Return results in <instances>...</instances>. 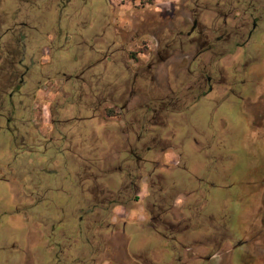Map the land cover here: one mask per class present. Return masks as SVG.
<instances>
[{
    "label": "rangeland",
    "instance_id": "1",
    "mask_svg": "<svg viewBox=\"0 0 264 264\" xmlns=\"http://www.w3.org/2000/svg\"><path fill=\"white\" fill-rule=\"evenodd\" d=\"M37 2L40 29L30 36L23 57L30 74L17 90L1 76L13 65L5 53H19L18 44L14 38H0V264H76L72 254L82 252V245L72 244L66 250L64 240L74 241L80 222L104 216L107 225L110 213L98 206L118 200L120 190L126 191L122 203H127L129 212L119 207L116 214L126 221L118 220L115 227L101 232L111 247L107 252L119 260L143 255V246L165 263L171 254L190 255L194 250L188 247L196 246L202 256L217 252L208 264H264V19L247 46H236L247 36L230 41L224 36L215 52L191 63L198 45L213 42L217 32L229 35L237 30L241 35L246 30L236 27L242 21L250 29L247 18L236 16L225 25L216 14L236 6L232 0H73L71 6L62 0ZM258 2L264 8V0ZM194 10L199 12L203 34L191 44L187 34ZM102 16L106 20L99 26ZM125 24L127 29L137 27L138 41L126 53L108 49V44L120 43L117 30ZM147 31L170 39L176 55L181 54L179 45H185L188 57L183 68L188 70L180 81L192 83L208 71L205 79L210 76L215 84L213 93L197 103L188 101L176 110L178 115L170 114L172 125L166 135L176 156L168 161L162 153L165 148L154 149L144 154L156 161L151 166L137 165L129 150L121 148L118 106L107 105V114L91 111L99 99L118 103L119 77L127 76L125 67L132 74L153 56L156 41ZM84 48L91 58L87 67L102 58L105 63L85 76L83 87L76 79L84 78L80 63ZM45 59L50 63L43 64ZM63 74L72 78L58 89ZM42 88L47 91L42 93ZM149 171L153 190L164 191L161 200L155 192L147 197ZM126 172L143 186L141 192L125 186ZM152 202L162 205L170 223L159 233L176 236L182 245L172 242L170 247L155 231L142 229L140 223L150 221L146 205L152 209ZM154 208L157 217L159 210ZM87 211L94 213L88 216ZM225 220L228 225L222 228ZM178 221L181 235L172 234L171 226ZM99 231L93 226L92 239ZM61 241L66 255L56 256ZM239 242L246 245L233 251ZM94 245L92 253L97 251Z\"/></svg>",
    "mask_w": 264,
    "mask_h": 264
},
{
    "label": "flooded vegetation",
    "instance_id": "2",
    "mask_svg": "<svg viewBox=\"0 0 264 264\" xmlns=\"http://www.w3.org/2000/svg\"><path fill=\"white\" fill-rule=\"evenodd\" d=\"M37 1L38 0H0V38L2 39L5 37H10L16 39L15 43L18 44L19 50V53L17 52L11 54L8 53L9 51L7 52L8 54L5 53V56L7 55L9 59H11V64L13 65L10 67L9 74L7 73L5 76L1 77L6 82H12L13 88L15 90H17L20 86L23 87L26 84V78L30 74L29 68L23 63V57L25 55V51L28 49V41L31 39L30 36H33V34L37 33L40 29L39 25L41 22V17H38L36 14V12L39 11L37 7ZM62 1L69 6H71L73 3V0ZM137 1L138 0H134L135 3ZM87 2L88 0H84V3ZM232 3H235L236 6H233L232 9L230 8L229 12H223L219 9L216 10V14L225 21V25H228V21L237 18L236 16H241L240 19L242 20L247 18V21H251L250 29H248L247 25H242V21L239 26L236 27L237 29L241 27L240 29L243 31L246 30V32H243L241 35L237 30H234V34L229 35L217 32L215 34L216 39L213 42L206 40L204 43L198 45L195 53L191 55V63H197L198 61H201L202 56L207 54V52H215L218 44L225 40L224 36H228L227 38L229 41L232 37L241 39L247 36L245 42H237L236 46L237 48H242L248 45L252 36L259 28V21L264 19V8H261V4H259L258 0H232ZM229 4L231 5V3ZM237 4H244L245 8L240 9L241 7H237ZM218 5L220 6V4ZM197 16H199V12H195V10L192 11L193 25L191 31L187 34V38L191 39V44H194L195 42L198 43L203 34L201 31L202 29L199 27V19ZM102 18L98 23L99 26H101V24L106 20L105 17L102 16ZM119 28L120 29L117 30L116 38L120 40V43L112 42L108 44V49H113L114 52L118 53L129 52L131 51L133 44L139 39L140 34L138 29L136 26H131L130 29H127L126 24L124 26H119ZM150 31H147L149 33L145 34L150 35L156 41L154 54L148 60V62L137 66L136 69H133L132 74L129 73L130 69L125 67L127 76L119 77V102L113 103L106 97L104 99H99V104H97L98 106H95V109L93 110L91 109V111L94 113L97 111H103L107 114V105L113 104L114 106H118L119 112L116 111V113H118V116L116 117L119 118L120 123L117 133L118 138L120 139L119 144L121 145V148L124 150H129L126 152L130 154L137 165L146 164L149 166L154 165L156 161L151 158H145V153L151 154L154 152V149L165 148L164 150H168L173 149L174 147L172 145L171 138L166 135L167 130L172 125L169 120L170 114H177L175 113L176 110L181 106H185L188 101L192 100L191 102L197 103L200 99L207 97L210 93L215 91V84L212 77L209 76L207 79H205L206 73H208V71L202 72L201 76L192 83L191 81H180V77L183 72L188 70V66L183 68V65L185 64L184 59L188 57L184 51L185 45H179V51L181 54L176 55L175 52L177 47L170 41V39L165 40L164 38H159V36L154 34V32L150 33ZM195 34L196 36H194ZM98 52L100 53L101 51L98 50ZM8 57H6V59H8ZM104 60L105 58H102L97 61V63L88 67H84L85 69L82 72V74H84V78L80 80V77H78L76 79L77 84H81L83 87L86 86L85 82L87 80L85 76L89 72L98 69ZM98 63H100V65L97 67L96 64ZM204 70L206 71V69ZM129 74H131V76H128ZM62 78L66 83L72 77H68L66 74H63ZM100 79H102V77ZM104 84L105 81L102 82V85L103 89L106 90L107 87ZM94 97H97V95L95 94ZM89 109L90 108L88 107V110ZM164 152L165 151H162L163 154ZM151 172L149 171L147 174V179L149 180V183L147 184V197L151 198L154 196L153 193L155 192V198L157 200H161V197L164 196V191L153 190L154 182L153 180H150ZM126 176L128 184H125V186H127V188L132 187L137 193L143 190V186H139L137 183L131 180L130 173L126 172ZM128 190L130 189H127V191ZM105 192L110 193V190ZM125 192L126 191L120 190V192H118V200L108 199L106 200L109 201L108 203L98 206L104 213H110L111 221L108 222L107 225H105L107 218L104 216L102 217L104 220H99V218L91 222L90 220L84 222L79 221L80 224L74 228L78 236L74 237V241L71 240L72 238H69L70 242L68 239L64 240V242L68 244L66 250H70V246L72 244L82 245V252L79 254L76 253L75 255L72 254L74 259L72 261H76V264H208L211 263V261L215 258L217 252L214 250V253L211 256L206 257L197 252L196 246L188 247V250H194V252H190V255L187 253L185 255L179 253L171 254V257L165 263L163 258L156 256L155 254L152 255L151 253L147 252L143 246L140 249L141 251L144 250V252H142L143 255L136 254V256H133L135 254H130V256H126V258L123 260H119L116 257L118 255L115 253L113 254L112 252H107V249H110L111 247L108 243L109 241L107 242L106 240L107 237L101 236V232L102 229L110 230L113 225V227H115L118 220H125L122 216L117 218L118 215L116 214L119 207H122L124 211L129 212L127 203H122L124 202L122 201V197L124 195L123 193ZM87 193L88 194L86 195L90 196L89 191ZM84 195L85 194H83V196ZM151 205L152 209H149L148 204L146 205V210L148 211L147 214L150 217V221H148L146 224L140 223L142 229L148 228L155 231V233L161 239L169 242L170 247L172 242H177V245H182L184 242L179 241L176 236H174L172 239V237L170 238L167 235L160 234L161 232L158 230L159 228H166L168 225L170 226L167 218L168 215L164 209H161L162 205L159 207V204L155 202H152ZM154 207L159 210L157 217L154 216ZM94 208H96V206ZM82 211H85L84 208ZM87 213H89L88 216H90L91 213H94V211H87ZM82 219L83 218H81V220ZM222 223V228H224L228 225V220L222 221ZM93 226H97L100 229L98 233L99 236H97V238L95 237L96 239H92L91 237V229ZM171 228L173 230L172 234H183L180 232L181 221L176 222L175 226H171ZM121 233L126 235V230L123 226ZM59 235L62 237V232L59 233ZM95 242L98 245L97 251L92 253L91 251L94 250ZM127 244H131V240L127 242ZM62 245V241L61 243L57 244L59 250H61V253L57 252L55 254L56 256L66 255V253L64 254L65 249ZM245 245L246 242H239L232 248V250H240ZM198 247L212 249V247L203 244H199ZM182 252L184 251L182 250ZM90 255L97 257L91 259L89 258ZM74 256L76 257L74 258ZM162 260H164L163 263L161 262Z\"/></svg>",
    "mask_w": 264,
    "mask_h": 264
},
{
    "label": "crops",
    "instance_id": "3",
    "mask_svg": "<svg viewBox=\"0 0 264 264\" xmlns=\"http://www.w3.org/2000/svg\"><path fill=\"white\" fill-rule=\"evenodd\" d=\"M85 35H86V33H85V31H82L81 32V37L82 38H85ZM90 60H91V58H90V53H86V50H85V48L83 49V52H82V54H81V57H80V63H81V65L83 66V68L86 66V65H89V63H90ZM43 64H48V63H50V59H45L43 62H42ZM105 63V60L103 61V63L102 64H104ZM101 66V65H100ZM99 66V67H100ZM98 67V68H99ZM95 73V72H94ZM64 81L62 80L61 82H60V86L58 87V89H60V88H62L63 86H64ZM45 91H47L46 90V88H42V93H45ZM172 149H168V150H166L165 152H164V156H165V158L169 161L170 159L168 158V157H172V155L175 157L176 156V154L175 153H173L172 151H171ZM179 158L181 159V157L179 156ZM170 167V166H169Z\"/></svg>",
    "mask_w": 264,
    "mask_h": 264
},
{
    "label": "trees",
    "instance_id": "4",
    "mask_svg": "<svg viewBox=\"0 0 264 264\" xmlns=\"http://www.w3.org/2000/svg\"><path fill=\"white\" fill-rule=\"evenodd\" d=\"M80 20V19H79Z\"/></svg>",
    "mask_w": 264,
    "mask_h": 264
}]
</instances>
